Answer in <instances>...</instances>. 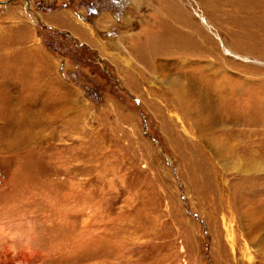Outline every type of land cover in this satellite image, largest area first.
Instances as JSON below:
<instances>
[{
  "label": "rangeland",
  "instance_id": "1",
  "mask_svg": "<svg viewBox=\"0 0 264 264\" xmlns=\"http://www.w3.org/2000/svg\"><path fill=\"white\" fill-rule=\"evenodd\" d=\"M5 249L264 264V0H0Z\"/></svg>",
  "mask_w": 264,
  "mask_h": 264
},
{
  "label": "bare ground",
  "instance_id": "2",
  "mask_svg": "<svg viewBox=\"0 0 264 264\" xmlns=\"http://www.w3.org/2000/svg\"><path fill=\"white\" fill-rule=\"evenodd\" d=\"M10 252H11V250H9V249H5L4 251H0V257H4V256H6V258L9 257L10 258L9 263H10L11 262V257L9 255ZM18 256L20 259H22V261L23 260H25L26 262L29 261V253L28 252H21V253H19ZM16 262L19 263L20 261L17 260Z\"/></svg>",
  "mask_w": 264,
  "mask_h": 264
},
{
  "label": "water",
  "instance_id": "3",
  "mask_svg": "<svg viewBox=\"0 0 264 264\" xmlns=\"http://www.w3.org/2000/svg\"><path fill=\"white\" fill-rule=\"evenodd\" d=\"M10 1V0H9ZM27 2H30L31 0H26ZM8 2V1H7ZM19 253H21V252H19ZM19 253L18 252H15L13 255H10V253H9V255H10V257H11V262L9 263V264H15V263H17L16 261L19 259Z\"/></svg>",
  "mask_w": 264,
  "mask_h": 264
}]
</instances>
